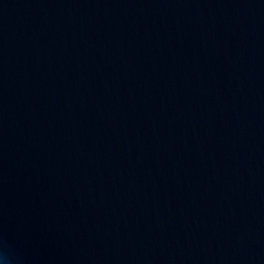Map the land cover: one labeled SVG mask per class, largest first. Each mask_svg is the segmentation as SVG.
<instances>
[{
	"label": "water",
	"instance_id": "obj_1",
	"mask_svg": "<svg viewBox=\"0 0 264 264\" xmlns=\"http://www.w3.org/2000/svg\"><path fill=\"white\" fill-rule=\"evenodd\" d=\"M10 264H264V0H0Z\"/></svg>",
	"mask_w": 264,
	"mask_h": 264
},
{
	"label": "clouds",
	"instance_id": "obj_2",
	"mask_svg": "<svg viewBox=\"0 0 264 264\" xmlns=\"http://www.w3.org/2000/svg\"><path fill=\"white\" fill-rule=\"evenodd\" d=\"M0 264H10V258L6 251H0Z\"/></svg>",
	"mask_w": 264,
	"mask_h": 264
}]
</instances>
